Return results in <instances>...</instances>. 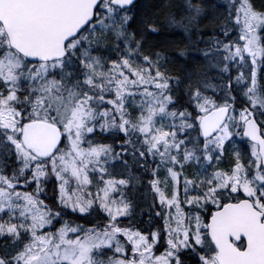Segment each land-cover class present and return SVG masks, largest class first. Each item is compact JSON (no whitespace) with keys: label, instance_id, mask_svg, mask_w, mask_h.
Returning a JSON list of instances; mask_svg holds the SVG:
<instances>
[{"label":"snow or ice","instance_id":"6c2138e0","mask_svg":"<svg viewBox=\"0 0 264 264\" xmlns=\"http://www.w3.org/2000/svg\"><path fill=\"white\" fill-rule=\"evenodd\" d=\"M153 7L0 0V264H264V4ZM166 27L207 71L166 70Z\"/></svg>","mask_w":264,"mask_h":264},{"label":"trees","instance_id":"16d2710c","mask_svg":"<svg viewBox=\"0 0 264 264\" xmlns=\"http://www.w3.org/2000/svg\"><path fill=\"white\" fill-rule=\"evenodd\" d=\"M157 0H138V13L142 15H151L154 11V4ZM178 2V0H177ZM257 7L264 4V0H255ZM196 38L193 36L192 41ZM192 41L179 28H164L158 34H154L149 39L148 49L151 51H161L168 58L166 70L181 78L189 73L200 75L207 71L206 66L199 60L198 54L192 46ZM200 47H203L201 45ZM185 51V56H180V52ZM163 63V61H162ZM144 183L137 184L130 193L135 204V220L141 227H147L145 222L149 219L150 205L152 204V194L145 187ZM49 196L52 194L51 186L48 191ZM67 219L74 220L76 223L89 226L83 219L75 216H69ZM186 264H192L191 259L186 260Z\"/></svg>","mask_w":264,"mask_h":264},{"label":"rangeland","instance_id":"374dc122","mask_svg":"<svg viewBox=\"0 0 264 264\" xmlns=\"http://www.w3.org/2000/svg\"><path fill=\"white\" fill-rule=\"evenodd\" d=\"M240 147L243 148L242 145ZM229 162H230V157L226 156L224 161H223V164L226 166Z\"/></svg>","mask_w":264,"mask_h":264}]
</instances>
